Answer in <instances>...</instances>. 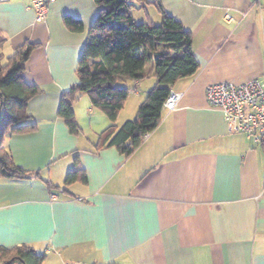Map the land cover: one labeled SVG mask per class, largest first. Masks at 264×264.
<instances>
[{
	"label": "crops",
	"instance_id": "obj_1",
	"mask_svg": "<svg viewBox=\"0 0 264 264\" xmlns=\"http://www.w3.org/2000/svg\"><path fill=\"white\" fill-rule=\"evenodd\" d=\"M146 2L145 21L161 22L160 3L191 32L199 69L173 85L178 106L126 156L103 145L111 122L87 95L75 104L79 136L58 116L78 82L94 0H54L45 21L32 0L0 1L3 63L36 45L24 81L40 89L27 108L37 130L5 139L15 163L40 176H0V247H32L43 264H264V149L230 133L206 96L211 84L264 81V0ZM68 17L83 30H70ZM156 84L151 75L124 83L133 91L118 127ZM75 158L87 181L64 186Z\"/></svg>",
	"mask_w": 264,
	"mask_h": 264
},
{
	"label": "trees",
	"instance_id": "obj_2",
	"mask_svg": "<svg viewBox=\"0 0 264 264\" xmlns=\"http://www.w3.org/2000/svg\"><path fill=\"white\" fill-rule=\"evenodd\" d=\"M99 8L89 38L77 68L78 82L64 92L58 109L70 133L81 134L75 114V104L87 95L92 105L104 112L111 126L102 134L103 145L116 147L126 156L132 155L147 134L157 129L162 120V108L173 85L181 78L193 76L199 63L193 50V36L183 24L155 3L161 22H137L134 8L145 7L146 0H94ZM73 31H82L80 21L65 19ZM36 45L26 43L3 63L0 55V176L5 179H27L40 176L15 163L4 148L7 135L26 134L37 130V123L27 112L30 100L40 93L36 86L24 81L26 64ZM151 70L147 71V66ZM157 80L148 93L135 119L116 125L119 113L133 89L124 86L128 80L140 82L148 76ZM86 182L87 176L75 158L64 186ZM53 188V187H52ZM45 255L29 246L13 249L0 247V264H43Z\"/></svg>",
	"mask_w": 264,
	"mask_h": 264
},
{
	"label": "built area",
	"instance_id": "obj_3",
	"mask_svg": "<svg viewBox=\"0 0 264 264\" xmlns=\"http://www.w3.org/2000/svg\"><path fill=\"white\" fill-rule=\"evenodd\" d=\"M54 0H32L39 21H45ZM228 18H230L228 16ZM209 105L219 109L228 131L246 135L257 147L264 149V81L253 79L242 84L221 82L206 90ZM181 94L172 92L165 101L162 115L176 109ZM149 137L147 134L144 141Z\"/></svg>",
	"mask_w": 264,
	"mask_h": 264
},
{
	"label": "rangeland",
	"instance_id": "obj_4",
	"mask_svg": "<svg viewBox=\"0 0 264 264\" xmlns=\"http://www.w3.org/2000/svg\"><path fill=\"white\" fill-rule=\"evenodd\" d=\"M133 15L137 22L145 21V13L142 9L134 8Z\"/></svg>",
	"mask_w": 264,
	"mask_h": 264
},
{
	"label": "water",
	"instance_id": "obj_5",
	"mask_svg": "<svg viewBox=\"0 0 264 264\" xmlns=\"http://www.w3.org/2000/svg\"><path fill=\"white\" fill-rule=\"evenodd\" d=\"M0 1H3V0H0ZM0 114H1V109H0ZM5 264H11V262H8V263H5Z\"/></svg>",
	"mask_w": 264,
	"mask_h": 264
}]
</instances>
